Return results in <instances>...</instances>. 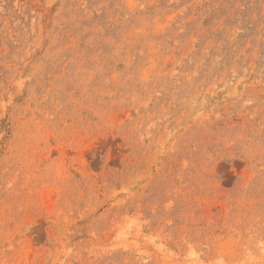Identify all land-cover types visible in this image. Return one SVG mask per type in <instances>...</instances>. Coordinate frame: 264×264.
<instances>
[{
	"label": "rangeland",
	"instance_id": "1",
	"mask_svg": "<svg viewBox=\"0 0 264 264\" xmlns=\"http://www.w3.org/2000/svg\"><path fill=\"white\" fill-rule=\"evenodd\" d=\"M0 264H264V0H0Z\"/></svg>",
	"mask_w": 264,
	"mask_h": 264
}]
</instances>
